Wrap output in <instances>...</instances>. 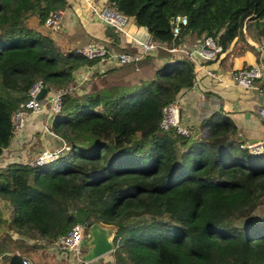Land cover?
I'll use <instances>...</instances> for the list:
<instances>
[{
	"label": "trees",
	"instance_id": "obj_1",
	"mask_svg": "<svg viewBox=\"0 0 264 264\" xmlns=\"http://www.w3.org/2000/svg\"><path fill=\"white\" fill-rule=\"evenodd\" d=\"M106 3L158 43L209 36L221 53L247 22L264 24V0ZM65 5L66 0H0V160L7 161L0 163V202L11 231L51 243L74 224L99 222L114 227L112 252L120 264H264V202L257 221L238 215L264 197V151L240 148L236 127L220 111L201 120L194 136L159 127L162 108L193 84L185 56L155 69L140 64L151 62L150 53L110 68L102 62L101 75L110 82L80 94L67 91L48 124L50 139L64 146L57 159L32 166L9 156L13 114L27 100L30 84L66 91L75 70L93 74L99 62L58 49L28 26L31 17L43 25ZM176 16L185 17L186 25L172 39ZM0 253V264L23 259Z\"/></svg>",
	"mask_w": 264,
	"mask_h": 264
},
{
	"label": "crops",
	"instance_id": "obj_2",
	"mask_svg": "<svg viewBox=\"0 0 264 264\" xmlns=\"http://www.w3.org/2000/svg\"><path fill=\"white\" fill-rule=\"evenodd\" d=\"M98 5L107 6L106 0H88V2L84 0H66V5L61 10L60 20L55 29H48L43 25H37L35 17L28 19L27 23L30 28L50 37L58 49L63 51H76L87 45H93L111 53H130L136 55L140 52V47L137 44L140 40L139 37L142 40L146 39V41L152 39L143 28L136 27L133 20L127 21V27L123 35L108 31L101 22L94 19L91 15L90 7H98ZM194 43L195 41L191 36L188 34L184 35L175 46L167 45L166 49L157 48L149 51L148 53L152 56L150 57L151 62L142 60L140 64L143 63V68H145L146 63L149 66L151 63L152 67L150 68L155 69L173 58L184 57L183 52L188 50ZM232 46L228 51L221 53L214 61L208 63L195 61V63L191 64L194 72L193 84L177 98L181 124L190 135H195L198 134L197 127L201 120L220 111L229 116L236 127L238 137L242 141L248 143L264 141V119L258 116L259 110L264 108V99L256 89L258 86L264 87V65L259 62L263 65V69L261 70V77L254 80L255 88L247 89L235 85L232 79L234 73L242 68L245 69L255 65L258 63V59L254 57L255 53H253L252 57V52L250 54L249 52H245L243 56L236 57L234 55L237 54L233 53ZM170 48L174 50L169 51ZM260 51L258 47L256 53ZM99 67L101 68L99 62L92 67L93 74L87 69H77L72 73L70 86L77 94H80L78 92H81V90H94L104 82H110L109 75H101L102 70L99 72ZM104 67L110 68L112 66L110 63H106ZM85 71H88V73ZM146 71L148 72L149 70L146 69ZM206 72L212 74L214 77L209 76ZM43 120L40 118V123L38 124H41ZM23 133H29L27 132V128L23 130ZM200 133L202 134V130L199 132V135ZM19 140V135L16 134L12 145L8 148L9 153L10 150L18 147ZM60 146L59 142H54L46 137L36 151L39 152L43 148L56 149ZM15 151L18 157L20 154L19 150ZM28 158L33 157L29 156ZM20 161L28 162V159L27 157L26 160L20 158ZM106 256L95 264H111L109 257Z\"/></svg>",
	"mask_w": 264,
	"mask_h": 264
},
{
	"label": "built area",
	"instance_id": "obj_3",
	"mask_svg": "<svg viewBox=\"0 0 264 264\" xmlns=\"http://www.w3.org/2000/svg\"><path fill=\"white\" fill-rule=\"evenodd\" d=\"M84 1L88 2V0H84ZM90 12L94 19L101 22L107 29L109 30L111 29L113 33L118 35L124 34L123 27L127 22L126 16L122 15L121 13L115 11L112 8H109L108 6H104L100 11H96L94 8L90 7ZM60 16H61V10L51 12L45 19L44 25L50 29H55L60 20ZM185 25H186L185 17L176 16L172 19V22L170 24L172 39H175L180 35ZM137 44L140 47V52L136 55L127 54V53H111V52H107L105 49L101 47H95L93 45H87L86 47L76 51L87 59L98 58L100 64L102 62L103 63L107 62L118 65L122 63L137 62L143 56H145L149 51L157 48L166 49L167 46V44L158 43L153 39H149V41H145V42L138 41ZM171 46H175L173 45L172 41H171ZM173 48H170L169 51H173L174 50ZM220 53H221L220 45L215 43V41L209 36L203 37L201 40H198L197 42L194 43V45L188 48V50L183 52V54L191 64L195 63V61H202V62L212 61L216 59ZM206 73L209 76L214 77L212 74L208 72ZM261 74H262L261 68H259V66H255V67L240 69L236 71L232 76V79L235 85L243 88L251 89L254 86L252 81L255 79H259L261 77ZM42 87L45 88V86H43L41 81H34L33 83H31L27 89V96H28L27 100L13 114V121H14L13 132L15 135L16 134L19 135L20 141L17 144L19 145V148L22 147L24 143V139H22V137L26 135L23 133V130L25 128L22 125V118L24 116L30 117L32 115L41 114L44 110V104L42 103V100L45 99L47 90L42 99L40 100L35 99ZM256 89L259 92V94L263 96L264 99V87L258 86L256 87ZM71 90L74 89L68 86V88H66V91H55L56 95L48 99V112H50V114L47 113L48 120L50 118L52 119L53 115L58 112L61 97L67 91L70 92ZM258 116L264 119V108L259 110ZM159 127L163 130H166L168 128H174L179 135L182 136L188 135V133H186L187 129H185L184 126L181 124L177 99L162 108ZM44 129L46 133H48L49 135L51 134L49 132L48 126H45ZM63 148L64 147H59L56 149L43 148L38 152L39 154L35 158H33L30 162L27 163L32 166H40L52 162L55 159H57L59 153H61ZM240 148L246 149L247 151L253 154H260L261 152L264 151V141H256L253 143L242 141V143L240 144ZM83 232H84V226L78 223L74 224L65 235L51 242L50 244L54 245L57 251H61L62 257H66L70 255L72 258V264H89L90 262L83 261L79 256L80 242L84 238ZM63 251L68 252V254L63 256L62 254ZM21 264H31V263L27 259L23 258Z\"/></svg>",
	"mask_w": 264,
	"mask_h": 264
},
{
	"label": "rangeland",
	"instance_id": "obj_4",
	"mask_svg": "<svg viewBox=\"0 0 264 264\" xmlns=\"http://www.w3.org/2000/svg\"><path fill=\"white\" fill-rule=\"evenodd\" d=\"M103 7H104L103 5L102 6L98 5V7L93 6L92 8H94L96 11H100ZM130 20L132 19L128 18L127 21ZM126 24L123 27L124 30L127 27ZM43 26L45 25L43 24ZM45 27L48 28L47 26ZM139 39H140L139 41H146V39L142 40L140 37ZM258 47L260 48L261 51L259 53H256ZM231 49L234 54H237L234 55L236 57L240 55L243 56L245 52H249V54L252 52L251 55L253 57V53H255L254 57L255 58L257 57L258 63H256L251 67L259 66V68H261L262 70L264 65V24L259 23L257 25V23H255L254 21L247 22L245 27L241 30V33L238 36H236L234 44ZM259 62L263 63V65L260 64ZM98 70L99 72H101L100 67L98 68ZM85 72L88 73V71ZM127 81L131 82V78L128 77ZM252 83L253 84L255 83L254 80L252 81ZM83 91L84 90H81V92ZM81 92L79 91L78 93ZM69 93L76 94L74 90H71ZM55 95H56L55 91H52L51 89L47 90L46 97L45 99L42 100V103L44 104L43 112L41 114L33 115L30 118L26 116L22 118V125L24 126L25 129L27 128V132L29 133L22 137V139H24V143L22 147L19 148V145H17L18 146L17 148L15 149L13 148L12 150H10L9 156H11L12 159L15 160V158L17 157V153L15 150H19L20 154L18 155V157L22 158L23 160H26L27 157L28 162H30L29 161L30 159L35 158L39 154L38 151H36V149L39 148V146L43 143L46 137L50 138L49 136L51 135L46 133L44 128L45 126H48V124H50V120H51V118L48 120V115H47V113L50 114V112H48V99L50 97H54ZM40 118L44 120L42 121L41 124H38L40 123ZM186 133H188V131ZM203 135H204V131H203ZM54 140L60 143L61 145L60 147H64L63 143L59 139L55 138ZM29 156H32L33 158H28ZM6 162L7 161L0 160L1 164H5ZM263 202H264V197L259 201V204H256L252 208L240 212L238 214L240 220L257 221L259 216L262 214L261 203ZM8 219H9V212L5 208V205L2 202H0V252L4 250L12 254L21 255L22 258L27 259L31 264H72L71 256L69 255L66 257H62L61 251H57L54 245L42 241L40 239L27 238L25 236L14 234L9 226ZM87 227L88 226L84 227L85 233ZM62 254L63 256H65L68 254V252L63 251ZM110 256H112L110 257L112 264H120L116 259V255L114 254V251L112 252V254H110ZM89 264H95V263L90 262Z\"/></svg>",
	"mask_w": 264,
	"mask_h": 264
},
{
	"label": "water",
	"instance_id": "obj_5",
	"mask_svg": "<svg viewBox=\"0 0 264 264\" xmlns=\"http://www.w3.org/2000/svg\"><path fill=\"white\" fill-rule=\"evenodd\" d=\"M46 88L42 87L36 100L43 98ZM115 229L112 225H102L99 222L91 223L80 242L79 256L83 261L98 263L104 256L113 250L112 237Z\"/></svg>",
	"mask_w": 264,
	"mask_h": 264
}]
</instances>
